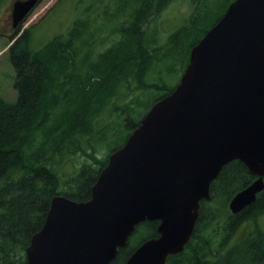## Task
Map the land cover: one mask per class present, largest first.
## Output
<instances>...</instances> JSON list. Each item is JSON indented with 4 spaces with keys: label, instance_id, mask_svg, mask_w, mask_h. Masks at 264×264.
<instances>
[{
    "label": "water",
    "instance_id": "obj_1",
    "mask_svg": "<svg viewBox=\"0 0 264 264\" xmlns=\"http://www.w3.org/2000/svg\"><path fill=\"white\" fill-rule=\"evenodd\" d=\"M36 3L15 1L12 26ZM234 160L257 176L230 200L237 214L264 190V0H234L192 47L179 84L110 154L89 200L52 198L26 264H109L144 221L159 222L158 236L125 264H166L189 241L211 182Z\"/></svg>",
    "mask_w": 264,
    "mask_h": 264
},
{
    "label": "trees",
    "instance_id": "obj_2",
    "mask_svg": "<svg viewBox=\"0 0 264 264\" xmlns=\"http://www.w3.org/2000/svg\"><path fill=\"white\" fill-rule=\"evenodd\" d=\"M169 1L173 0H113L107 10L109 19L126 8L113 29L118 38L93 57L90 50H75L78 41L85 45L82 37L87 19H78L67 34H57L36 48L32 25L8 48L16 99H0V264H26V249L43 226L52 198L62 195L77 202L89 200L109 155L138 127L141 119L132 123L126 118L124 142L104 158L97 157L95 122L131 82L136 88H145L141 86H146L144 78L159 50L152 38H144L148 18ZM223 1L221 13L207 29H200L202 21L197 14L169 34L171 54L179 56L180 63L183 59L182 72L192 47L233 0ZM88 12L82 16L87 17ZM18 30L19 26L9 39ZM79 153L90 157L92 163H83L71 177L63 178L55 157L63 163ZM255 178L239 161L226 164L210 185V198L200 203L190 241L181 253L169 256L166 264H264V190L237 214L228 207L232 197ZM158 223L138 224L130 237L141 233L142 240L133 245L129 237L109 264H125L140 243L158 236Z\"/></svg>",
    "mask_w": 264,
    "mask_h": 264
},
{
    "label": "rangeland",
    "instance_id": "obj_3",
    "mask_svg": "<svg viewBox=\"0 0 264 264\" xmlns=\"http://www.w3.org/2000/svg\"><path fill=\"white\" fill-rule=\"evenodd\" d=\"M10 1L0 0V20L6 17V9ZM112 2L113 0H40L23 22L24 27L35 25L32 43L36 48L41 47L43 45H40L41 43L57 34H67L78 19H87L88 27L82 37L87 48L81 41H78L75 50L81 53L87 49L90 50L88 53L94 56L108 48L118 38L117 31L114 33L113 29L118 27L119 18L125 15L126 8L123 9L124 12H119L109 19L107 10L112 6ZM223 4V0H173L158 10L157 14L155 11L151 13L147 22L149 27L144 38H152L153 45L159 47V50L155 52L152 66L144 78L146 86H141L145 88H136L135 83L131 82V86L121 90V94L113 101V104L95 122L99 133H96L95 128L94 133L98 135L99 146L94 144L93 146L99 159L104 158L112 148L124 142L127 136L126 118H129L132 123H137L156 99L179 82L184 62L182 59L180 63L179 56L171 54L173 47L167 42L169 34L187 24L197 14L202 21L200 29H207L221 13ZM84 11H89L87 17L82 16ZM7 33L10 34L8 31ZM8 46L9 39L0 35V99L12 102L16 99L15 72L10 66L6 51ZM76 59L79 61L80 57ZM86 139L90 141L89 138ZM81 144H83L82 140ZM86 149L88 150V147ZM55 160L57 161L56 167L60 168L63 178L66 179L74 172L76 173L83 163H92V159L82 153L68 156L63 163L59 156H56ZM143 237L144 234L140 233L130 238L133 245H136Z\"/></svg>",
    "mask_w": 264,
    "mask_h": 264
},
{
    "label": "flooded vegetation",
    "instance_id": "obj_4",
    "mask_svg": "<svg viewBox=\"0 0 264 264\" xmlns=\"http://www.w3.org/2000/svg\"><path fill=\"white\" fill-rule=\"evenodd\" d=\"M15 1L18 0H11L10 3H8L7 5V13H6V17L3 20H0V35L1 36H6L7 31L8 32H12L14 31L13 26H12V20H11V13H12V9H13V4ZM21 1H26V0H21Z\"/></svg>",
    "mask_w": 264,
    "mask_h": 264
}]
</instances>
